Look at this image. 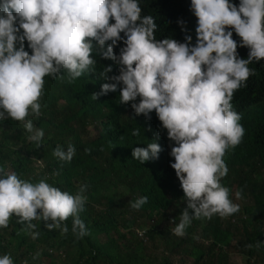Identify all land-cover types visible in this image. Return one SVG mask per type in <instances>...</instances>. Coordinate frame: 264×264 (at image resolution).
<instances>
[{
	"label": "clouds",
	"instance_id": "9594fccd",
	"mask_svg": "<svg viewBox=\"0 0 264 264\" xmlns=\"http://www.w3.org/2000/svg\"><path fill=\"white\" fill-rule=\"evenodd\" d=\"M191 11L197 19L195 46L191 36L180 43L157 34L153 17H141L138 0L0 2V121L22 122L31 133L28 139L39 146L44 132L35 129L29 117L41 113L44 77L71 83L84 73H94V51L113 60L119 66V75L112 79L121 85L120 103L139 97V103H131L135 115L150 119L154 110L176 145L171 148L175 162L170 167L187 202L173 229L178 237L186 234L193 219L227 218L240 210L229 198V188L221 184L228 173L224 156L241 143L245 131L231 101L255 75L249 64L264 59V0H239V6L229 0H191ZM228 29L240 37L239 47L249 49L247 59L238 57L237 42ZM121 33L125 46L116 56L113 49ZM25 41L31 55L25 51ZM106 42L110 43L105 48ZM111 71L106 67L100 76L106 78ZM117 83L102 84L92 98L115 92ZM139 132L136 128L132 135ZM161 150L151 142L133 148L131 155L143 164L157 159ZM74 154L71 144L67 151L57 146L53 152L65 162ZM0 174V228H7L15 216L18 224L25 225L21 231L36 239L39 232L33 231V220L66 234L64 222L72 217L71 231L77 240L90 234L79 216L86 204V186L73 195L45 180L35 184L22 180L2 167ZM235 198L242 199L240 190ZM146 202L147 197H141L130 207L139 210ZM0 264H13V258L5 254Z\"/></svg>",
	"mask_w": 264,
	"mask_h": 264
},
{
	"label": "trees",
	"instance_id": "16d2710c",
	"mask_svg": "<svg viewBox=\"0 0 264 264\" xmlns=\"http://www.w3.org/2000/svg\"><path fill=\"white\" fill-rule=\"evenodd\" d=\"M138 2L141 17H153L157 34L180 43L191 36L195 46L197 19L191 0ZM229 2L239 6V0ZM228 30L233 31L238 57L247 59L249 49L239 47L240 37ZM120 35L113 49L116 56L125 46L126 37ZM24 47L31 55L27 41ZM93 58L95 72L71 83L66 78L44 77L41 113L29 117L34 128L44 132L39 146L28 139L31 133L22 122L0 121V167L22 180L34 184L45 180L73 195L86 186V204L79 216L90 234L77 240L71 231L72 217L64 222L69 229L66 234L60 229L49 231L45 222L33 220V231L39 232L33 239L21 231L25 225L13 216L7 228H0V257L10 254L13 264H227L228 256L234 254L243 258V264H264V59L249 64L255 75L231 101L245 131L241 143L224 156L228 173L221 184L229 188L233 203H240V210L227 218L193 219L186 234L178 237L173 229L187 202L170 167L175 162L171 148L176 145L154 110L150 119L135 115L131 103H139V97L120 103L121 85L112 79L119 75V66L101 58L98 51ZM106 67L112 71L102 78ZM104 83H117V90L94 100L92 95ZM88 126L95 131L93 137ZM136 128L139 135L133 136ZM151 142L162 149L157 159L141 164L132 158L133 148H145ZM70 144L75 148L70 162L53 155L57 146L67 151ZM238 190L242 192L239 200L235 198ZM141 197H147V202L139 210L132 209L130 202Z\"/></svg>",
	"mask_w": 264,
	"mask_h": 264
},
{
	"label": "rangeland",
	"instance_id": "374dc122",
	"mask_svg": "<svg viewBox=\"0 0 264 264\" xmlns=\"http://www.w3.org/2000/svg\"><path fill=\"white\" fill-rule=\"evenodd\" d=\"M86 130H87L90 137L94 136L95 131H94L93 127L88 126ZM36 166H39V163H37ZM238 205H240V203H238ZM138 235L140 236V234H138ZM227 264H243V258L239 255L230 254L228 256V263Z\"/></svg>",
	"mask_w": 264,
	"mask_h": 264
}]
</instances>
